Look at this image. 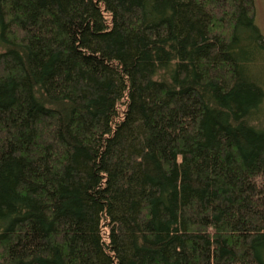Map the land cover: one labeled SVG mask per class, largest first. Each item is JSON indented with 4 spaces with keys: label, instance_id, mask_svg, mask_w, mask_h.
Returning <instances> with one entry per match:
<instances>
[{
    "label": "trees",
    "instance_id": "1",
    "mask_svg": "<svg viewBox=\"0 0 264 264\" xmlns=\"http://www.w3.org/2000/svg\"><path fill=\"white\" fill-rule=\"evenodd\" d=\"M0 264H264L254 0H0Z\"/></svg>",
    "mask_w": 264,
    "mask_h": 264
},
{
    "label": "rangeland",
    "instance_id": "2",
    "mask_svg": "<svg viewBox=\"0 0 264 264\" xmlns=\"http://www.w3.org/2000/svg\"><path fill=\"white\" fill-rule=\"evenodd\" d=\"M255 1V21L264 36V0Z\"/></svg>",
    "mask_w": 264,
    "mask_h": 264
}]
</instances>
